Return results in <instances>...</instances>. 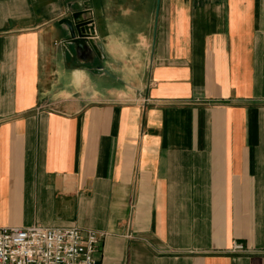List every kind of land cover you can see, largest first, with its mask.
Listing matches in <instances>:
<instances>
[{
    "label": "crops",
    "instance_id": "1",
    "mask_svg": "<svg viewBox=\"0 0 264 264\" xmlns=\"http://www.w3.org/2000/svg\"><path fill=\"white\" fill-rule=\"evenodd\" d=\"M31 226L102 233L97 264H264V0H0V228Z\"/></svg>",
    "mask_w": 264,
    "mask_h": 264
},
{
    "label": "built area",
    "instance_id": "2",
    "mask_svg": "<svg viewBox=\"0 0 264 264\" xmlns=\"http://www.w3.org/2000/svg\"><path fill=\"white\" fill-rule=\"evenodd\" d=\"M102 238L100 232L72 226L0 228V264H97L94 254Z\"/></svg>",
    "mask_w": 264,
    "mask_h": 264
},
{
    "label": "water",
    "instance_id": "3",
    "mask_svg": "<svg viewBox=\"0 0 264 264\" xmlns=\"http://www.w3.org/2000/svg\"><path fill=\"white\" fill-rule=\"evenodd\" d=\"M85 11H72L69 17H64L59 21L64 25L66 31L65 44L73 46V53L81 57L83 61L101 57L100 50L93 37V27L91 21L85 17Z\"/></svg>",
    "mask_w": 264,
    "mask_h": 264
}]
</instances>
